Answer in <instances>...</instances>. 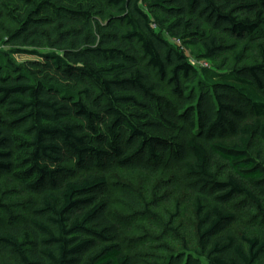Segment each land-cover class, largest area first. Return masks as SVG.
Listing matches in <instances>:
<instances>
[{
  "label": "trees",
  "instance_id": "trees-1",
  "mask_svg": "<svg viewBox=\"0 0 264 264\" xmlns=\"http://www.w3.org/2000/svg\"><path fill=\"white\" fill-rule=\"evenodd\" d=\"M3 18L16 26L7 45L40 61L15 68L0 53V176L38 197L25 233L0 219V257L131 264L107 227V181L95 171L179 165L198 252L162 264H259L264 237L228 229L235 199L264 220V0H0ZM219 35L257 42L260 62L197 69L184 48L212 63L227 50ZM215 158L231 172L225 181Z\"/></svg>",
  "mask_w": 264,
  "mask_h": 264
},
{
  "label": "rangeland",
  "instance_id": "rangeland-1",
  "mask_svg": "<svg viewBox=\"0 0 264 264\" xmlns=\"http://www.w3.org/2000/svg\"><path fill=\"white\" fill-rule=\"evenodd\" d=\"M101 24L104 21L95 16L94 32L98 33ZM15 29L16 26L5 18L0 21V53L6 55L15 68L40 61L35 56L19 52L17 47L7 45V37ZM218 37L220 43L227 47L222 55L212 63H206L198 57V47H186L184 52L188 61L197 69L222 72L260 62L257 42L236 43L220 35ZM159 95L172 103L176 101L168 85H161ZM262 145L253 141L252 149L255 151ZM211 169L218 181H225L231 174L226 164L216 158ZM95 172L107 181V193L103 198L108 205L107 227L131 264H162L167 259L198 252L192 227L194 195L186 188L179 165L162 166L154 172H133L111 164ZM82 174L77 172V176ZM123 194L132 196L134 202L126 201ZM37 202L36 195L28 193L11 178L0 176V205L4 207L0 211V219L7 225L18 227L25 233L30 211ZM230 209L235 214V222L228 232L236 239L239 240L242 234L264 237V220L254 205L240 198L235 199ZM0 264H15V261L12 257L1 256ZM199 264L206 262L200 260ZM259 264H264V257Z\"/></svg>",
  "mask_w": 264,
  "mask_h": 264
}]
</instances>
